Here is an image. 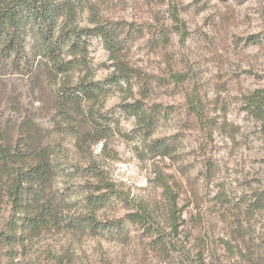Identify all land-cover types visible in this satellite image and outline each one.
I'll return each instance as SVG.
<instances>
[{
  "label": "clouds",
  "instance_id": "obj_1",
  "mask_svg": "<svg viewBox=\"0 0 264 264\" xmlns=\"http://www.w3.org/2000/svg\"><path fill=\"white\" fill-rule=\"evenodd\" d=\"M36 2L39 5L44 0ZM52 2L61 8L58 19L37 12L17 23L7 20L0 23V87L11 89L16 98L15 110L0 106V125L10 119L12 127L17 128L27 117L32 127L39 128L42 120H50L58 110L48 108L52 99L68 111L78 106L85 115L94 108L97 119L101 112L106 113L112 133L127 137L128 151L135 149L136 153L143 154L145 172L152 183L135 188L132 200L126 198L127 193L120 196L118 192L111 196L104 211L94 214L97 222L119 220L118 225L99 223L97 231L101 235L123 234L129 238L126 246H120L123 254L118 250L111 253L112 264H264V114L257 118L255 106H249L246 98L257 90L264 95V0H166L159 6L169 9L156 27L171 30V50L176 52L173 69L188 73L190 94L192 87L199 86L203 110L195 134H189L185 129L189 117L183 111H177L167 119L160 118L156 130L147 137L137 123L136 115H130L122 108L108 112L106 107H100V103L89 100L83 87H77L81 80L86 82L97 78L91 74L95 67L93 53L97 44L103 45L104 36L79 34L81 41L87 39L93 47L85 53L87 66L81 62L78 70L72 72L58 71V66L72 59L68 53L77 35L61 41L59 59L47 54L48 45L41 40L44 31L51 40L60 37L61 26L68 16H74V23L79 27H92L88 18L93 15L94 23L103 26L108 34L114 58L120 61L125 55L116 50L125 40L128 29L117 28L111 23L117 17L97 0ZM90 5H97V12L90 13ZM193 28L199 31H193ZM185 31L189 33L187 46L176 51L175 42ZM250 35L255 36L253 41L247 39ZM147 39L146 32L132 52L135 53ZM181 58L183 65L177 69ZM237 65L241 70L251 65L261 74V81L238 93L217 92L214 85L218 75H230ZM242 79L249 77L245 75ZM119 83L128 89L124 80ZM131 83V94L135 96L139 85L135 79ZM34 85L35 90L31 91ZM113 91L117 89L113 88ZM66 92L71 93L70 98L66 97ZM217 95L227 97L226 112L212 110L211 102ZM176 133L184 134L175 141L169 139L166 142L174 144L176 151L173 155L190 153L180 162L190 165L184 169L183 175L177 171L179 164H173L168 156L150 150L153 141L173 137ZM119 142L125 143L124 140ZM5 143L0 139V145ZM10 143L15 149V137ZM20 148L23 149L24 145L21 144ZM135 162L140 164L139 160ZM110 179L105 171L102 182ZM83 182L65 180V175L57 170V175L48 181L47 195L55 194L59 198L65 183ZM23 187L25 190L30 187L39 190L40 185L25 181ZM77 200L81 201L78 214H87L83 196H68L63 203L70 206ZM127 210L140 213L143 219H129L125 216ZM26 216L27 213L20 212L16 224L15 238L23 243L9 249L8 255L0 252V264H26L35 258L34 248L27 257L24 255L26 247L31 244ZM90 243L92 241L85 234V252L90 253ZM100 243L104 244V241ZM104 247L113 248L109 244ZM53 251L59 254V246Z\"/></svg>",
  "mask_w": 264,
  "mask_h": 264
},
{
  "label": "trees",
  "instance_id": "obj_2",
  "mask_svg": "<svg viewBox=\"0 0 264 264\" xmlns=\"http://www.w3.org/2000/svg\"><path fill=\"white\" fill-rule=\"evenodd\" d=\"M72 9L74 11V4ZM89 11L90 13L97 12V5H91ZM37 12L42 16L58 19L61 8L56 6L52 0H44L39 5H37L36 0H0V23L5 20L17 23L26 16ZM74 20V16L66 18L61 26L60 37L55 40H51L47 31L41 33V40L48 45L47 54L53 59H59L58 48L62 40H70L74 34L78 37L76 42L72 43L68 53L73 58L61 63L58 66V71L71 72L81 62L85 63V53L88 49L87 39L81 41L79 34L98 33L104 36L103 46L109 52L111 61L114 62V73L103 82L92 80L85 82L82 80L77 87H83L89 100L99 103L101 98L105 100L112 94L110 86L116 85L118 90L125 95L126 101L134 98L133 103L122 104V109L130 115H136L137 123L145 130V136H150L154 132L158 120L163 118L168 111L160 105H146L145 100L155 92L157 82L138 68L133 67L126 58L125 53L130 51V44L134 39L136 30L128 29L125 24L120 22H111L117 28L126 27L128 29L125 40L116 50L124 53L125 59L118 61L114 58L115 54L110 51L111 45L108 34L103 26L94 23L93 15H90L92 27H79L74 23ZM70 24L71 27H69ZM54 28L55 21L53 22ZM50 40L51 43H49ZM133 79L139 85L135 96L131 94ZM120 80H124L128 84L127 90L120 85ZM66 97L70 98L71 93L66 92ZM252 105L256 108L255 113L260 112L259 103L251 100L249 106ZM0 106L12 107L15 110L16 98L13 95L0 93ZM48 106L58 109L53 115L57 128L65 135L73 137L77 148L83 152L85 157L89 158V155H92L90 153L92 145L100 144L106 140L111 132L102 112L97 119L94 108H90L85 115L83 109L78 106L68 111L52 99L49 100ZM72 112H75V115ZM13 137L16 141L15 149L10 143ZM0 139L6 141L4 145H0V252L4 255H8L9 249L14 248L18 243H23L15 238L17 217L20 212L27 213L25 224L28 225L30 241H32L33 234L34 237H37L52 229L84 233L86 227L92 236L99 237L104 236L97 231L99 223L118 225V219L100 222L94 219V214L105 209L111 196L117 195L115 186L110 181L102 182L104 173L97 171L98 168L88 166L85 171V178H92V181L95 180L96 183L86 180L84 186L78 190L69 183H65L64 192L60 193L59 198L55 194L47 195L48 181L57 175V170L65 175V180H69L68 176L70 175L69 169L62 166L60 161L61 150L63 151L62 145L59 141L54 142L53 138L50 137V130L45 131L41 127H32L31 120L27 117L19 127L13 128L11 120L8 119L0 125ZM21 144L24 145L23 149L20 148ZM150 150L159 155L168 156L171 161L176 162L177 155H173L176 149L173 144L167 143L165 139L153 141ZM90 161L94 163L93 159ZM25 181H28L30 185L34 181L38 182L39 190H33L31 187L25 190L23 187ZM71 195L83 196L87 214H78L81 211L80 200L73 202L70 206L63 203L64 199ZM176 195L172 197L173 200L176 199ZM127 217L133 221L143 219L140 213L137 215L129 214ZM123 218L120 217L119 219ZM119 237H124V235L120 234Z\"/></svg>",
  "mask_w": 264,
  "mask_h": 264
},
{
  "label": "rangeland",
  "instance_id": "obj_3",
  "mask_svg": "<svg viewBox=\"0 0 264 264\" xmlns=\"http://www.w3.org/2000/svg\"><path fill=\"white\" fill-rule=\"evenodd\" d=\"M165 2L166 0H97V3L103 5L105 10L110 11L113 16L117 17L111 22H120L125 24L128 29L136 30L134 39L130 44V51L125 54L128 62H130L133 67L138 68L157 82L155 92L145 100L146 105H160L163 109H167L168 113L163 117L165 119L169 118L170 114L183 111L189 117L185 125L186 131L189 132V134H195L197 127L201 123L200 115L203 110V101L200 98L199 86L192 87L191 94L188 92V73L173 69V59L176 52L171 50L173 47L171 30L164 26L156 27V25L160 23V20L163 19V14L169 11V9L159 7ZM224 2H227V0H224ZM90 6L88 10H90ZM205 7H207V5ZM206 22L207 21H205V23ZM81 23H83V21H81ZM88 23L90 24V16L88 18ZM193 31H199V29L193 28ZM146 32L148 39L145 40L140 47H137L135 53H133L132 48L136 46L139 40L144 39ZM188 36L189 33L187 31L180 33L179 38L175 42L177 46L176 51H180L187 46L186 38ZM247 39L253 41L255 36L250 35ZM87 45L88 48L93 47L89 40H87ZM93 59L95 67L91 74L97 78L92 81L103 82L108 80L114 73L115 68L113 65L114 62L110 59L109 52L103 45H96ZM85 60H87V57ZM181 65H183V58H181L176 68L179 69ZM85 66H87L86 61ZM74 70H78V67ZM245 75L248 76L249 79H242ZM261 79V74L255 72L251 65L242 70L237 65L236 70L232 71L230 75L227 73L218 75L214 88L217 92L231 91L233 93H238L244 88L260 82ZM110 87L112 88V94L107 99L102 100V103L101 101L99 102L101 108L106 107L107 111L111 112L113 109L122 108V104L134 102V98L126 101L125 95L118 90L116 85ZM113 88H116L117 91H113ZM30 90L34 91L35 86ZM0 93L12 95V90L7 87H0ZM137 98L136 96V99ZM246 98L249 101L252 100L253 102L259 103L260 112L262 111V113H255V108L254 113L257 118L264 114V95H261L259 90ZM211 103L213 104V111H227V97L217 95L215 100ZM51 107L52 106H48L49 109H51ZM241 110L243 111L244 109ZM102 114L109 125L107 114L103 112ZM54 119V116H52L50 120H42L40 127L45 131L50 130V137L53 138L54 142L59 141L61 143L63 151L61 150L60 161L62 162L61 164H63L62 166L70 169V175L68 176L69 180L84 181L82 184H70L77 190L84 186L86 180L92 181V178H85V171L88 166L98 168L97 171L100 173L108 171L111 177L109 181L115 186L117 193L119 192L120 196L127 193L126 198L129 200L135 198L133 196V190L135 188H143L144 185L152 183L151 178H149L145 172L146 165H143L145 157L143 154L136 153L135 149L131 152L128 151L126 136H120L119 133H112L111 129L106 140L90 147V153L92 155H89L88 158L77 148L72 136L65 135L57 128ZM155 130L156 127L154 131ZM183 134L184 133H176L173 137H160L158 139H165V141L172 139L175 141ZM120 140H124L125 143H120ZM186 155H190V153L185 154V156ZM134 156L135 160L140 161V164L135 162ZM185 156L177 155L176 162L169 159L171 163L180 165L177 171H179L181 175L184 174L183 169L190 167V165L180 164ZM90 157H92L94 163L90 161ZM94 157H101L102 159L97 160ZM130 181L134 182L130 183ZM117 185H119V187H117ZM120 196H118V199H120ZM137 207H143V205H137ZM137 213L138 212L127 210L125 216L127 217L129 214L137 215ZM115 220L116 218H113L108 221ZM145 231L146 233L148 232L147 229ZM85 234H87L92 241L89 245L90 253L85 252L83 249ZM33 235L31 237V244L26 247L24 255L27 257L29 251L34 248L35 258L31 261H26V264H112L109 258L111 253L114 250H118L123 254V248L120 246H126L129 239L125 236L119 237V235L111 237L99 236V239H97V237L92 236L89 232L72 233L68 230L56 229H52L37 237ZM100 241H104V244L112 245L113 248L106 249L104 244L100 243ZM56 246H59V254L53 251ZM77 249L80 250L79 253Z\"/></svg>",
  "mask_w": 264,
  "mask_h": 264
}]
</instances>
